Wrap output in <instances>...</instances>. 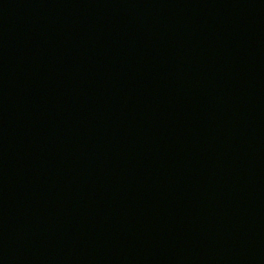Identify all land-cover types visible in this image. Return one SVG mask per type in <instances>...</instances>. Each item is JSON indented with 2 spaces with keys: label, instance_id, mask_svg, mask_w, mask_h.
Returning <instances> with one entry per match:
<instances>
[{
  "label": "water",
  "instance_id": "1",
  "mask_svg": "<svg viewBox=\"0 0 264 264\" xmlns=\"http://www.w3.org/2000/svg\"><path fill=\"white\" fill-rule=\"evenodd\" d=\"M0 264H264V0H0Z\"/></svg>",
  "mask_w": 264,
  "mask_h": 264
}]
</instances>
